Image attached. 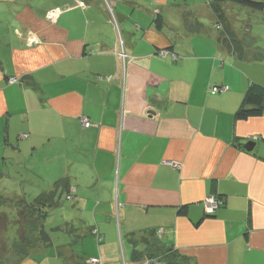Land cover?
Wrapping results in <instances>:
<instances>
[{
	"label": "crops",
	"instance_id": "crops-1",
	"mask_svg": "<svg viewBox=\"0 0 264 264\" xmlns=\"http://www.w3.org/2000/svg\"><path fill=\"white\" fill-rule=\"evenodd\" d=\"M212 2L0 0V183L65 182L45 225H67L20 264H264V113L234 116L264 86V13L220 4L239 58Z\"/></svg>",
	"mask_w": 264,
	"mask_h": 264
},
{
	"label": "trees",
	"instance_id": "trees-1",
	"mask_svg": "<svg viewBox=\"0 0 264 264\" xmlns=\"http://www.w3.org/2000/svg\"><path fill=\"white\" fill-rule=\"evenodd\" d=\"M233 3L235 5L249 8L253 11H259L264 13V1L257 0H213L211 8L215 14L217 20V26L222 30L220 37H224L220 40L228 51L236 53L239 58L246 54V42L243 38H239L236 33L228 27L226 18L222 11L220 4ZM156 23L159 27L162 25L160 17L156 18ZM256 59H260L261 56L257 53ZM264 113V86L256 83H252L248 86L243 95V99L239 108L235 111V119L245 120L248 118L258 117ZM2 174L0 173V180ZM65 184L64 179H59L49 190H43L33 198H29L24 193L19 198L5 197L0 194V206L6 201L15 202L18 205L24 206L26 213H24V219L15 220L17 232L13 236V239L9 244L3 245L0 248V264H20V262L30 255L33 249H37L43 246L51 244L52 231L63 230L65 225L60 224L53 226L52 228L45 225L47 218V210L50 207L57 206L58 200L55 197V192L58 187H63ZM1 193V191H0ZM71 195L68 194L67 197ZM22 210H20V215ZM23 216V215H22ZM8 215L0 213V227L7 228L10 223H7ZM2 221V222H1ZM14 223V222H13ZM14 225V224H13ZM11 225V226H13ZM10 226V227H11ZM95 230V229H93ZM4 244V243H3ZM160 251L161 248H158ZM136 253V251H135ZM61 255V252L59 253ZM158 254H164L163 251ZM153 258V257H152ZM149 257V259H152ZM155 258V257H154ZM67 263L72 261V257L66 258ZM73 261H76L73 258Z\"/></svg>",
	"mask_w": 264,
	"mask_h": 264
},
{
	"label": "rangeland",
	"instance_id": "rangeland-1",
	"mask_svg": "<svg viewBox=\"0 0 264 264\" xmlns=\"http://www.w3.org/2000/svg\"><path fill=\"white\" fill-rule=\"evenodd\" d=\"M181 2V0H176ZM17 174V173H16ZM19 174V173H18ZM21 174H28L27 172H22ZM22 177L24 180H26L25 182H20V183H10L8 186L5 185L4 183H0V194H3L5 197H10V198H19L20 195H22L23 193L25 195H27L29 198H33L34 196H36L37 194H39L41 192V190H45V186H41L43 183L40 184V181L37 179H29V176H25ZM39 181V182H38ZM66 201L63 200V206L67 207V205L65 204ZM24 206L18 205L17 203H13V202H8L6 201L3 205L0 206V213L1 214H6L8 215V220L7 223H10L8 225V227L3 228L0 227V248H2L3 245L9 244V242H11V240L13 239V236L16 235V222L15 220L19 219L22 220L24 219V213H26L24 209ZM20 210L22 215H20ZM56 210V209H55ZM55 214L50 213V215L48 216L49 220L51 223H53L55 221ZM48 220V221H49ZM2 222V221H1ZM14 222V223H13ZM47 222V220H46ZM45 222V223H46ZM14 224V225H13ZM13 225V226H11ZM11 226V227H10ZM4 243V244H3Z\"/></svg>",
	"mask_w": 264,
	"mask_h": 264
},
{
	"label": "built area",
	"instance_id": "built-area-1",
	"mask_svg": "<svg viewBox=\"0 0 264 264\" xmlns=\"http://www.w3.org/2000/svg\"><path fill=\"white\" fill-rule=\"evenodd\" d=\"M63 10V8H57V9H53L51 11H49L48 14V18L49 20H54L56 18V16ZM37 38L34 36H30L28 37V42L33 44L35 42H37ZM169 52L167 50H161L159 52V55L161 57H165L166 54H168ZM118 56L122 59L125 60L126 55L125 53H123L122 51L118 53ZM171 57L173 60L177 59V56L173 53H171ZM223 89V88H222ZM219 90L218 88H214L213 91ZM81 123L83 127H89L91 124L89 122V120L85 117H81ZM171 165L175 168H179L180 167V163L179 162H171ZM71 198L67 197V199L69 200ZM222 205V200L221 198L215 196V195H209L207 197H205L202 201V207H203V211L206 214H212L214 213L220 206ZM97 240L101 241L102 240V236L97 235ZM90 263H98V259L97 258H91L89 259ZM142 264H158V259L157 258H152V259H145Z\"/></svg>",
	"mask_w": 264,
	"mask_h": 264
},
{
	"label": "water",
	"instance_id": "water-1",
	"mask_svg": "<svg viewBox=\"0 0 264 264\" xmlns=\"http://www.w3.org/2000/svg\"><path fill=\"white\" fill-rule=\"evenodd\" d=\"M254 145H255V142L249 140V141H247V142L243 145V148H244L245 150H247V151H250V150L253 149Z\"/></svg>",
	"mask_w": 264,
	"mask_h": 264
}]
</instances>
